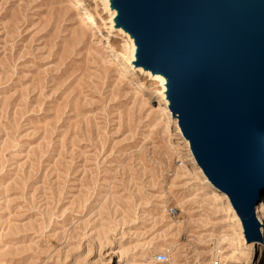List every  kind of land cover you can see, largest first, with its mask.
<instances>
[{"label": "rangeland", "instance_id": "374dc122", "mask_svg": "<svg viewBox=\"0 0 264 264\" xmlns=\"http://www.w3.org/2000/svg\"><path fill=\"white\" fill-rule=\"evenodd\" d=\"M111 1L0 0V264H260L264 225L233 226L154 112L164 83L109 52Z\"/></svg>", "mask_w": 264, "mask_h": 264}, {"label": "water", "instance_id": "95a60500", "mask_svg": "<svg viewBox=\"0 0 264 264\" xmlns=\"http://www.w3.org/2000/svg\"><path fill=\"white\" fill-rule=\"evenodd\" d=\"M139 65L166 80L195 164L248 240L264 180V0H112Z\"/></svg>", "mask_w": 264, "mask_h": 264}, {"label": "bare ground", "instance_id": "6f19581e", "mask_svg": "<svg viewBox=\"0 0 264 264\" xmlns=\"http://www.w3.org/2000/svg\"><path fill=\"white\" fill-rule=\"evenodd\" d=\"M104 5H106V4H104ZM94 12H95L96 16L99 18L95 9H94ZM107 13H108V11H107ZM87 16L88 17L85 21V24L88 28L91 29V24L95 25V23L93 22L92 18L89 15H87ZM117 16H118L117 11L113 10V12L111 13V19L109 20V26H107V24L102 19L99 18L101 23H102L101 29L103 31H108V33L110 35L113 34V31L124 34L128 38L129 47H128V44L125 43L123 48L118 49V48L114 47L112 44H110L108 41H106L105 43H106V46H107L109 52L112 54V56L115 60L122 62V68L124 69V73H127L128 75H135V77H137V74L147 75L150 78H153L155 80L158 79V80H160L161 83H164L163 84L164 85V91L162 92V94L160 96L161 97L160 100L157 99L158 105L155 106L154 112H156L158 115H161L164 117V122H165L164 128L165 129H168L171 126H174L176 128V131L178 130L180 132L177 121L175 119H173L171 112L169 111L170 102H169V99L167 96V88H166L167 82H166V80L164 79L163 75L158 74V73H151L150 70L139 65L138 60H137V56H136L137 47L135 46L133 39H130V37H128L129 35L124 33L123 27L117 25V22H116ZM140 83H141L140 86L142 85L144 87V83L142 81ZM171 128H173V127H171ZM263 142H264V134H263ZM189 153H190V157H191V158H189V161L193 165V168L191 171V177L195 178L197 180V183L211 188L213 190V193L217 197L221 198L226 203V212L228 214H230V218H231V222L233 223V226H236V225L238 226L239 220L237 219L236 215L232 211V208H231L227 198L224 195L219 194L217 192V189L203 175L201 169L195 164L190 150H189ZM255 217H256V220L260 226L264 225V202L259 203V205L256 209ZM234 231H235L234 235L236 236V238L239 241L243 242L244 239H243V234L241 232V229L238 228V230L236 229ZM262 234L264 236V231L262 232ZM236 244H237V242H236ZM239 244L240 243L238 242V246H239ZM236 249H238V248L236 247L235 250ZM262 252L264 253V242H263V246H262Z\"/></svg>", "mask_w": 264, "mask_h": 264}, {"label": "built area", "instance_id": "2783aa9c", "mask_svg": "<svg viewBox=\"0 0 264 264\" xmlns=\"http://www.w3.org/2000/svg\"><path fill=\"white\" fill-rule=\"evenodd\" d=\"M167 213L169 216L173 217L176 213L175 209L168 208ZM168 260L167 255L160 253L156 256L155 261L158 263H166Z\"/></svg>", "mask_w": 264, "mask_h": 264}, {"label": "snow or ice", "instance_id": "6c2138e0", "mask_svg": "<svg viewBox=\"0 0 264 264\" xmlns=\"http://www.w3.org/2000/svg\"><path fill=\"white\" fill-rule=\"evenodd\" d=\"M257 196L259 199H264V188L259 190ZM255 256H260V264H264V254L256 252ZM254 264H255V260H254Z\"/></svg>", "mask_w": 264, "mask_h": 264}]
</instances>
